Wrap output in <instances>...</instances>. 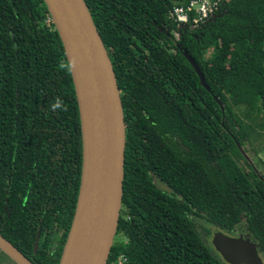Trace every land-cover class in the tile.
<instances>
[{"label": "trees", "instance_id": "16d2710c", "mask_svg": "<svg viewBox=\"0 0 264 264\" xmlns=\"http://www.w3.org/2000/svg\"><path fill=\"white\" fill-rule=\"evenodd\" d=\"M84 1L125 122L122 206L107 264L119 255L127 264H226L197 232L201 220L244 236L264 260V0H224L194 31H178L171 18L189 0ZM62 64L43 0H0V150L20 158L41 213L68 195L71 224L82 144ZM57 98L66 110H52Z\"/></svg>", "mask_w": 264, "mask_h": 264}, {"label": "water", "instance_id": "95a60500", "mask_svg": "<svg viewBox=\"0 0 264 264\" xmlns=\"http://www.w3.org/2000/svg\"><path fill=\"white\" fill-rule=\"evenodd\" d=\"M43 2L70 65L82 144L78 196L58 264H107L123 196L126 136L120 92L85 1ZM177 29L186 30L184 25ZM183 56L210 92L195 60L186 52ZM212 247L226 264H264L255 245L244 236L215 229ZM0 250L15 264H31L1 235Z\"/></svg>", "mask_w": 264, "mask_h": 264}, {"label": "flooded vegetation", "instance_id": "af4514ba", "mask_svg": "<svg viewBox=\"0 0 264 264\" xmlns=\"http://www.w3.org/2000/svg\"><path fill=\"white\" fill-rule=\"evenodd\" d=\"M3 153L0 150V235L31 264H58L71 225L69 197L64 195L48 214L41 213L36 194L27 192L28 185L21 179L20 158L15 163ZM0 264L15 263L0 250Z\"/></svg>", "mask_w": 264, "mask_h": 264}, {"label": "built area", "instance_id": "2783aa9c", "mask_svg": "<svg viewBox=\"0 0 264 264\" xmlns=\"http://www.w3.org/2000/svg\"><path fill=\"white\" fill-rule=\"evenodd\" d=\"M221 2L224 0H189L183 6L174 9L172 18L177 25H184L189 30H194L215 15ZM110 264H127V258L119 255Z\"/></svg>", "mask_w": 264, "mask_h": 264}, {"label": "rangeland", "instance_id": "374dc122", "mask_svg": "<svg viewBox=\"0 0 264 264\" xmlns=\"http://www.w3.org/2000/svg\"><path fill=\"white\" fill-rule=\"evenodd\" d=\"M174 36L177 38V35L174 34ZM209 57V54L206 55V58ZM263 144V141L260 139L259 141H257L256 143H254V147H261ZM259 158L261 159V161L264 163V153H260L259 154ZM196 221V219H195ZM204 221L201 220L199 222H197V225H196V230L197 232L199 233V235L202 237V239L209 245V247H211L210 245H212V237H213V232L215 230L214 227H212L211 225L209 226V224L207 225V223L205 224V222L203 223ZM198 223H199V226H198ZM196 224V223H195ZM205 228L207 231H209V235L208 236H205L204 233L202 232L201 228ZM204 229V232H206V230ZM225 234V233H224ZM226 235H229V234H226ZM231 236V235H229ZM233 236V235H232ZM116 239V237H115ZM223 261V260H222ZM264 261V260H263ZM224 262V261H223ZM225 263V262H224Z\"/></svg>", "mask_w": 264, "mask_h": 264}, {"label": "clouds", "instance_id": "9594fccd", "mask_svg": "<svg viewBox=\"0 0 264 264\" xmlns=\"http://www.w3.org/2000/svg\"><path fill=\"white\" fill-rule=\"evenodd\" d=\"M224 4V2H221L220 3V6H219V9H220V7L222 6ZM219 9H218V11H219ZM217 11V12H218ZM215 15H216V13H215ZM215 15L214 16H212L207 22H211V21H213L214 20V18H215ZM171 18H172V16H171ZM173 19V18H172ZM206 22V23H207ZM205 23V24H206ZM205 24H203L201 27H198V28H196V30H199V29H202V27L205 25ZM177 25V24H176ZM177 26H180V25H177ZM186 28V30H188V28L187 27H185ZM195 30V29H194ZM194 30H190V31H194ZM61 67H70V65H64V64H62L61 65ZM52 110L53 111H55V110H57V109H61V110H66L64 107H63V101L62 100H60L59 98H57V100H56V102L54 103V104H52Z\"/></svg>", "mask_w": 264, "mask_h": 264}]
</instances>
